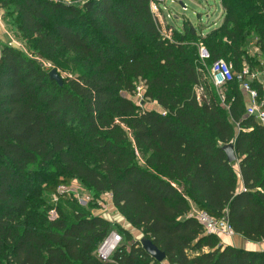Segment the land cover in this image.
<instances>
[{
	"label": "trees",
	"instance_id": "1",
	"mask_svg": "<svg viewBox=\"0 0 264 264\" xmlns=\"http://www.w3.org/2000/svg\"><path fill=\"white\" fill-rule=\"evenodd\" d=\"M76 1L0 0L39 59L86 69L59 86L0 45V264H158L128 231L58 193L74 181L110 194L168 264H264V253L224 247L189 216L225 217L235 235L264 242V126L246 117L236 81L215 88L209 78L219 60L264 73V0H219L221 24L207 33L188 20L163 33L151 0ZM139 80L160 111L132 101ZM251 86L264 100L261 82ZM115 230L121 243L102 262L95 251Z\"/></svg>",
	"mask_w": 264,
	"mask_h": 264
},
{
	"label": "rangeland",
	"instance_id": "2",
	"mask_svg": "<svg viewBox=\"0 0 264 264\" xmlns=\"http://www.w3.org/2000/svg\"><path fill=\"white\" fill-rule=\"evenodd\" d=\"M82 2L83 0H77L73 3L80 6ZM159 7L161 10L160 17L157 18L155 15L154 16L157 18L163 33H166L167 27L180 29L185 20H188L197 29H203L204 33H207L220 25L222 8L219 0H165L163 3L159 4ZM0 12V20L3 30L7 32V37L11 38L9 43H11L14 48L21 50L26 55L36 60L43 68L49 70L56 69L51 63L41 60L35 54H33L31 51V41L22 38L19 34H16V32L10 27L11 21L10 18L6 16L7 12L5 10H0ZM195 44L197 47L200 46L199 41L195 42ZM249 52L253 54V52H257V49H249ZM56 70L61 78L64 79L67 77L75 78L86 69L83 64L68 62L64 70ZM135 98L136 96L134 95L132 101L138 106L143 108H151L153 106L151 102H148L147 100L143 101V97L141 102ZM66 194L70 195L72 199L76 200L82 208L89 210L91 214L103 216L109 220L111 225H117L115 220H117L118 212L112 204L110 194L105 193L95 198L78 181L72 182L71 186L68 187ZM42 197L45 205L49 207H54L57 203V198L54 194L46 193ZM53 216L54 213L50 212L49 218H53ZM115 232L117 231L115 230ZM219 239L222 243L225 238L220 236ZM119 245L120 243L118 246Z\"/></svg>",
	"mask_w": 264,
	"mask_h": 264
},
{
	"label": "built area",
	"instance_id": "3",
	"mask_svg": "<svg viewBox=\"0 0 264 264\" xmlns=\"http://www.w3.org/2000/svg\"><path fill=\"white\" fill-rule=\"evenodd\" d=\"M165 0H151L150 10L157 18L160 17L159 4ZM10 45H12L10 43ZM200 58L208 59L209 56L203 49L199 50ZM209 78L215 88H221L232 81H236L239 84V88L242 91L245 101V115L246 117H253L260 125L264 126V100L260 99L255 88H253L252 82L259 81L264 88V73L251 72L246 66H243L239 73H234L231 66L225 61L219 60L212 64L209 69ZM144 83L140 80L135 84L136 100L141 102L144 92ZM65 187H59L58 193H67ZM190 217L196 219L201 225L203 231L207 235L223 236L224 238H231L235 236L234 231L229 225L227 219L222 217L215 219L204 211H201L195 207L191 208L189 213ZM121 243V236L116 232H111L106 240H104L96 249L95 256L102 262H109L112 254L117 249L118 244Z\"/></svg>",
	"mask_w": 264,
	"mask_h": 264
},
{
	"label": "crops",
	"instance_id": "4",
	"mask_svg": "<svg viewBox=\"0 0 264 264\" xmlns=\"http://www.w3.org/2000/svg\"><path fill=\"white\" fill-rule=\"evenodd\" d=\"M0 14H1V12H0ZM222 14H223V11H222L221 17H220L221 21H222ZM221 21H220V24H221ZM6 34H7V32H5L3 30V26H2L1 20H0V45H2V44L10 45L9 42H10L11 38H8ZM10 46L13 47V45H10ZM245 101H246V98H245ZM146 109L160 111L159 107L156 104H153V106L151 108H146ZM235 169H236V174L238 176L237 191L240 192V191L243 190V184H242V181L240 180V175H239L238 168L235 167ZM117 216L118 217H117V220H115V223L117 225H119L121 228H123L124 230H126V231H128L130 233L133 242H135V241L139 242L141 239H143V236L140 233V231L134 230V228H132L125 221V219L123 217H121V215L119 213L117 214ZM105 219H107V218H105ZM221 244L224 247L225 246H230V247H234V248L241 249V250H244V251L262 252V253H264V242L251 243V242L246 241L245 239H243L242 237H240L238 235H235L232 238H225L222 241ZM129 245H130V243H129ZM158 264H168V263L166 261H162L161 263H158Z\"/></svg>",
	"mask_w": 264,
	"mask_h": 264
},
{
	"label": "water",
	"instance_id": "5",
	"mask_svg": "<svg viewBox=\"0 0 264 264\" xmlns=\"http://www.w3.org/2000/svg\"><path fill=\"white\" fill-rule=\"evenodd\" d=\"M49 77L51 80L55 81L59 86L63 85V79L59 75L56 69H51L49 70L48 73ZM223 151L227 155V159L230 163H233L236 161V157L234 154L233 150V144H228L223 146ZM141 247L144 249V251L151 257L153 258L156 262L161 263L164 261V254L160 252L153 244L151 241L147 239H141L140 241Z\"/></svg>",
	"mask_w": 264,
	"mask_h": 264
}]
</instances>
